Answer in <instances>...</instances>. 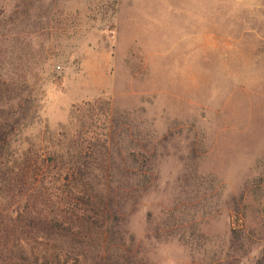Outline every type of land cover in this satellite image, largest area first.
Returning <instances> with one entry per match:
<instances>
[{
	"label": "rangeland",
	"instance_id": "374dc122",
	"mask_svg": "<svg viewBox=\"0 0 264 264\" xmlns=\"http://www.w3.org/2000/svg\"><path fill=\"white\" fill-rule=\"evenodd\" d=\"M0 94L37 113L12 151L62 148L80 107L107 141L102 264H264V0H0Z\"/></svg>",
	"mask_w": 264,
	"mask_h": 264
},
{
	"label": "trees",
	"instance_id": "16d2710c",
	"mask_svg": "<svg viewBox=\"0 0 264 264\" xmlns=\"http://www.w3.org/2000/svg\"><path fill=\"white\" fill-rule=\"evenodd\" d=\"M86 106V119L92 122L95 107ZM81 111H72V122L58 135L66 140L65 146L47 156L38 149L21 151L19 145L11 150L13 138L28 127L27 119L36 118V110L26 120L27 114L20 111L12 124L9 116L15 112L0 111V121L7 118L0 126V264H81L90 253L93 264H102L106 232L115 219L101 218L104 212H99L91 183L97 180L102 160L93 151L107 148V141L87 139L89 129L84 132L73 125ZM28 165L39 169L29 188ZM109 258L110 264H121Z\"/></svg>",
	"mask_w": 264,
	"mask_h": 264
}]
</instances>
